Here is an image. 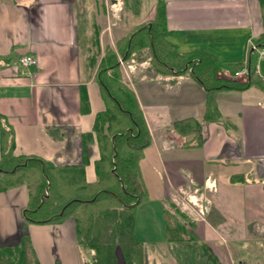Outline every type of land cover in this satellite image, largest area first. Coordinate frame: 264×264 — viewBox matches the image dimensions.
Wrapping results in <instances>:
<instances>
[{"label": "crops", "instance_id": "crops-1", "mask_svg": "<svg viewBox=\"0 0 264 264\" xmlns=\"http://www.w3.org/2000/svg\"><path fill=\"white\" fill-rule=\"evenodd\" d=\"M126 8L125 0H0V113L13 128L16 155L38 156L58 166L80 163L84 157L86 179H96L100 151L93 127L96 114L105 109L97 81L99 62L105 48H115L117 39L159 9L170 40L181 52L205 50L245 62L251 58L248 41L264 44L260 0H155L138 21L136 13L124 14ZM124 17L131 26H120ZM25 54L35 56L37 65L20 69L18 59ZM147 63L133 56L121 66L152 136L141 161L149 192L145 210L153 190L162 193L161 213L151 212L149 221L159 236L149 250L143 242L145 264H178L164 233L163 210L170 202L195 222L203 241H216L207 243L225 264L218 240L239 239L249 226L256 230L250 236L264 235V90L253 86L217 93L218 108L233 125L229 133L222 124L203 119V86L188 74L157 73ZM258 63L256 75L264 81V58ZM187 117L201 123V146H183L189 137L174 129L175 121ZM85 133L90 136L83 137ZM226 171L225 190L220 191L218 172ZM234 174L245 180L231 181ZM184 198L206 208L201 218L191 213ZM27 200L26 185L0 192V248L18 245L27 234L41 264H85L74 219L26 225ZM214 205L220 213L207 219ZM137 225L138 212L135 235ZM260 255L264 258V251Z\"/></svg>", "mask_w": 264, "mask_h": 264}, {"label": "trees", "instance_id": "trees-1", "mask_svg": "<svg viewBox=\"0 0 264 264\" xmlns=\"http://www.w3.org/2000/svg\"><path fill=\"white\" fill-rule=\"evenodd\" d=\"M264 15V0H260ZM166 18L159 9L105 48L97 68V81L105 109L96 114L100 157L95 161L96 179L88 181V159L77 164L55 165L38 156L16 155L12 126L0 113V192L26 185L28 200L23 209L26 225L59 224L73 218L85 264H145L143 242L135 235L137 208L149 199L141 161L152 136L133 88L123 78L119 57L127 61L141 50L150 52L152 69L161 74H188L204 87L207 99L203 119L222 124L229 133L233 125L224 119L216 96L221 90L259 87L264 81L254 73L255 56L247 63L246 81L229 78L243 60H225L205 50L181 52L169 38ZM260 40L264 41V33ZM174 129L187 138L186 147L203 144L201 123L195 117L174 122ZM90 136L85 133L83 137ZM231 181L245 180L234 174ZM165 239L178 264H223L211 246L196 233V224L173 202L163 210ZM25 225V226H26ZM90 255V258L87 256ZM0 264H41L29 235L18 245L0 248Z\"/></svg>", "mask_w": 264, "mask_h": 264}, {"label": "rangeland", "instance_id": "rangeland-1", "mask_svg": "<svg viewBox=\"0 0 264 264\" xmlns=\"http://www.w3.org/2000/svg\"><path fill=\"white\" fill-rule=\"evenodd\" d=\"M127 2V8L124 11V14L127 13H136L137 14V21L141 20L144 16H146L149 11L152 9L154 1L155 0H125ZM123 7V4L122 6ZM125 18V19H124ZM121 21L120 26L126 27L131 24L127 21V17H124ZM119 19V18H118ZM130 20V17H129ZM144 23V22H143ZM118 32H115L113 35H117ZM134 56V55H133ZM136 59L139 60V62H143L144 60L149 61L150 63V52L148 49L141 50L137 55H135ZM149 59V60H148ZM149 63L145 64L148 65V67L152 66ZM147 67V66H146ZM230 78V77H229ZM236 170V169H235ZM232 172H236V171ZM229 173L226 172H218V179H219V187L220 191L225 190V184L226 181L223 179L224 176L228 177ZM224 184V185H223ZM152 188V187H151ZM153 190V189H152ZM162 193L159 190H153V200L150 201V204L147 206L148 210H145L146 202H142L138 208V225L136 227L138 240L145 242L147 244L148 250L150 249V242L154 240V238L159 236V233L157 232L156 228L154 227V230L151 228L152 224L149 223L151 221V212L158 210V213H161V207H160V201L159 197ZM184 200L189 204L193 215L197 216L198 218H201L203 216L201 212V208L196 206L194 203H190V201ZM156 203V204H155ZM215 207V208H214ZM214 207L211 208V212L207 214V219L217 217L220 213V209L214 205ZM206 211V208L204 207V212ZM227 211V210H226ZM225 211V214H226ZM163 218V217H162ZM228 218V217H227ZM163 222V221H162ZM255 228L253 226H249L247 229L243 231V236L239 237V239L236 240H228V239H221L219 242V250L221 253V256L223 258V261L225 264H264V258L262 255H260V252L264 251V235L260 237L258 232H256L257 237H252ZM252 235V236H250ZM218 238L216 237L215 240ZM205 241V240H204ZM210 242L211 245H215L216 241H205ZM87 258H90L89 255ZM176 261V260H175Z\"/></svg>", "mask_w": 264, "mask_h": 264}, {"label": "built area", "instance_id": "built-area-1", "mask_svg": "<svg viewBox=\"0 0 264 264\" xmlns=\"http://www.w3.org/2000/svg\"><path fill=\"white\" fill-rule=\"evenodd\" d=\"M248 53L250 55H255V64H254V73L258 74L259 71V61L260 59L264 58V45H259L257 43L252 42L251 40L248 41ZM249 55V56H250ZM120 63L122 64V66L125 65V62L120 59ZM37 65V58L31 54H25L19 57L18 59V67L20 69H24V68H30ZM131 65H129L130 68ZM249 72L250 69L246 64H244L243 68L235 71L234 73L228 71V70H222L220 71V73H223L224 75H226L227 77L230 78H235V79H240L243 81H246L249 78ZM264 104V103H263ZM201 212H203V210L201 209Z\"/></svg>", "mask_w": 264, "mask_h": 264}]
</instances>
